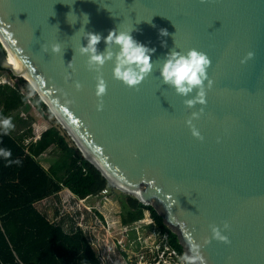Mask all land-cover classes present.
<instances>
[{"label":"water","instance_id":"water-1","mask_svg":"<svg viewBox=\"0 0 264 264\" xmlns=\"http://www.w3.org/2000/svg\"><path fill=\"white\" fill-rule=\"evenodd\" d=\"M115 28L155 49L153 69L129 88L106 62L97 111V73L78 48L85 32ZM189 49L211 61L205 105L188 107L196 90L177 95L159 76L166 54ZM0 68L28 82L110 186L155 209L184 253L189 237L209 238L206 264H264V0H0ZM193 113L203 140L185 124ZM210 225L230 243L211 240Z\"/></svg>","mask_w":264,"mask_h":264},{"label":"trees","instance_id":"trees-1","mask_svg":"<svg viewBox=\"0 0 264 264\" xmlns=\"http://www.w3.org/2000/svg\"><path fill=\"white\" fill-rule=\"evenodd\" d=\"M10 79L11 85L0 84V117L11 118L14 125L7 135L0 134V148L12 152L8 160L0 157V264H100L71 218H56L59 210L55 208V218L50 219L35 202L47 197L58 200L63 188L85 197L99 196L102 189L110 191L112 187L54 122L33 140L35 133L29 127L32 118H25L31 105L45 119L51 113L27 81L11 73ZM49 148L54 156L46 160L48 167L44 168L39 158ZM122 195L118 197L122 213L148 210L159 232L167 235L169 245L184 254L176 234L152 206Z\"/></svg>","mask_w":264,"mask_h":264},{"label":"clouds","instance_id":"clouds-1","mask_svg":"<svg viewBox=\"0 0 264 264\" xmlns=\"http://www.w3.org/2000/svg\"><path fill=\"white\" fill-rule=\"evenodd\" d=\"M204 0H201L203 3ZM84 17L87 18L86 15ZM88 22V18H87ZM132 31L112 29L106 37H102L98 33L85 32L83 39L87 41L86 45L80 44L78 52L81 56H86V68L89 71L97 73L95 80V96L98 98L96 105L97 111L103 109L102 97L106 94V82L100 74V69L106 62L111 61L114 65L112 76L114 79L122 82L129 88H138L144 78L152 72L153 63L150 62V55L155 49H149L145 45L136 41L132 35ZM161 36H167V30L160 29ZM104 40L106 45L103 52L97 49L98 43ZM115 45L117 50L113 51L112 46ZM49 48L41 45V51L48 52ZM50 50L53 54L61 51L59 43L50 45ZM253 52H248L246 60L252 59ZM209 57L196 49H189L186 53L171 50L166 54L159 67V76L162 78V83L173 88L175 93L180 96H188L194 90L197 94L185 101L188 107H192L199 103L206 104V89L205 81H207L208 89L211 88L213 81L208 78L207 69L210 66ZM68 77H66L67 79ZM77 90L81 89L79 82L74 83ZM202 111V110H201ZM199 118L196 113L192 114V118L185 121L186 126L190 129L191 135L203 140L200 132L193 125L192 120ZM14 127L11 118L0 117V134L7 135ZM12 155L11 149L0 148V157L8 160ZM18 163V161H17ZM223 230L229 229V224L224 222ZM211 240H216L224 244H229L230 241L226 235L222 234L220 227L210 225ZM189 252L179 256V264H206V260L202 255L201 248L210 243L209 238H205L203 245L195 242L194 239L188 238Z\"/></svg>","mask_w":264,"mask_h":264},{"label":"rangeland","instance_id":"rangeland-1","mask_svg":"<svg viewBox=\"0 0 264 264\" xmlns=\"http://www.w3.org/2000/svg\"><path fill=\"white\" fill-rule=\"evenodd\" d=\"M0 78H5L12 83L10 79V72L7 70H0ZM35 92V91H34ZM34 96L33 94H31ZM51 113V112H50ZM31 116V122H30V130L36 133L42 132L46 128L50 126V123L54 122L57 126H59L60 129L63 130L62 126L59 124V122L55 119L54 115L51 113V115L48 116L47 119H45L44 114L37 111V109L31 105L30 112L28 113V116ZM25 129V128H24ZM20 131V130H19ZM65 131V130H64ZM21 134V132H19ZM69 142L71 145L75 146L71 138L69 137ZM76 147V146H75ZM81 154V153H80ZM54 156L53 149L49 148L39 159L44 168L48 167L47 159ZM112 189L108 191L105 194L99 195L98 197H89L87 199V205H93L96 209H93V211H96L97 215L91 218L90 221H92L94 224L93 230L95 233V237L100 244L98 248H100V251L104 253L105 255L111 256V263L110 264H118L119 260L118 258L112 256V236L114 235V240L116 243L120 244V235H125L126 230L129 228V224H133V228L136 231V236L133 241L130 242V244L127 243L125 254L127 255V258L130 260L132 257V252L136 254V256H139L141 252H144V250L151 253L152 249L158 248L160 245V233L158 231V228L154 224L152 218L149 215V212L145 209L139 208L134 211L128 212V215L130 217H125L124 213H121V211H118L120 209L119 203H118V197H122V191L117 189L114 186H111ZM62 193H65L64 190H61ZM126 194V193H124ZM128 195V194H126ZM131 196V195H130ZM48 201H52V198H48ZM35 207L38 210L44 211L50 219L53 218L54 213V206L45 207L41 203H35ZM94 219L97 220L94 223ZM82 224V220L79 218L77 223ZM129 245V246H128ZM156 246V247H155ZM118 254V251L115 250L113 255ZM146 256V254H145ZM122 261V260H121ZM122 264H126V262ZM129 264V262H128Z\"/></svg>","mask_w":264,"mask_h":264},{"label":"built area","instance_id":"built-area-1","mask_svg":"<svg viewBox=\"0 0 264 264\" xmlns=\"http://www.w3.org/2000/svg\"><path fill=\"white\" fill-rule=\"evenodd\" d=\"M0 84H9L11 85L10 81L6 80L5 78H0ZM32 96L31 94L29 95ZM28 103H30L29 100H27ZM35 133V132H34ZM39 133H36L33 137V140L39 137ZM28 140H26L27 142ZM62 190L65 191V193H62L61 190L58 192V200L52 197L44 198L40 201H37L35 203H41L45 207H56L59 210V213L57 214L56 218H61L63 216H68L75 222V226L79 227L83 234L85 235V239L91 249L95 252L97 259L100 264H110L111 263V256L105 255L100 251V248L98 246L100 245L98 243L99 240L96 239L95 233L93 230L94 224L90 221L92 217L95 218L97 215L96 211H93V209H96L93 205H87V199L89 197H93L94 195H87L85 197H80L74 194L71 190L68 188H63ZM108 192L107 188H104L101 190L100 195L105 194ZM98 197V196H94ZM48 198H52V201H48ZM55 210V208L53 209ZM130 217L128 213L125 215V217ZM91 217V218H89ZM54 213L53 218L54 219ZM79 218L82 220V224L77 221ZM97 220L94 219V223ZM159 231V230H158ZM160 233V232H159ZM161 234V233H160ZM119 241V240H118ZM113 243V242H112ZM119 243H117L118 245ZM160 245L155 250L152 249L151 253L144 250V252H141L139 256H136L137 258V264H179V256L181 255L178 253L174 248H172L167 239V235L165 233L160 235ZM156 247V246H155ZM112 253L114 254L116 247L113 244L112 246ZM114 257L118 258L119 262L118 264H122L126 262L128 264V259L125 255H120L119 253L116 255H113ZM145 254H150L149 258L147 259V256ZM122 260V261H121Z\"/></svg>","mask_w":264,"mask_h":264},{"label":"flooded vegetation","instance_id":"flooded-vegetation-1","mask_svg":"<svg viewBox=\"0 0 264 264\" xmlns=\"http://www.w3.org/2000/svg\"><path fill=\"white\" fill-rule=\"evenodd\" d=\"M118 211H121V209H119ZM148 211V210H147ZM149 212V211H148ZM122 213V212H121ZM150 215V214H149ZM134 226H133V224H129V228L125 231L126 232V234L125 235H120V244H118L117 245V243H116V241H118L117 239L116 240H114V235L112 236V242H113V244L115 245V247H116V249H117V251H118V253L120 254V255H125L126 257H127V255L125 254V250H126V246H127V243L128 244H130V242L131 241H133L134 240V238H135V236H136V231L134 230V228H133ZM129 246V245H128ZM132 252V257H131V259L129 260L128 258V261H129V264H137V258H136V254H134L133 253V251H131ZM149 255L150 254H147L146 256H147V259L149 258Z\"/></svg>","mask_w":264,"mask_h":264},{"label":"bare ground","instance_id":"bare-ground-1","mask_svg":"<svg viewBox=\"0 0 264 264\" xmlns=\"http://www.w3.org/2000/svg\"><path fill=\"white\" fill-rule=\"evenodd\" d=\"M8 60L13 64V66L17 72H21L19 69V66L17 65V63L15 61L11 60L10 57L8 58Z\"/></svg>","mask_w":264,"mask_h":264}]
</instances>
